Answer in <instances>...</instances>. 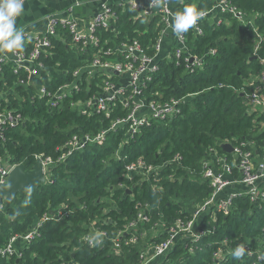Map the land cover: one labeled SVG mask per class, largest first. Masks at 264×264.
Listing matches in <instances>:
<instances>
[{
    "label": "trees",
    "instance_id": "trees-1",
    "mask_svg": "<svg viewBox=\"0 0 264 264\" xmlns=\"http://www.w3.org/2000/svg\"><path fill=\"white\" fill-rule=\"evenodd\" d=\"M220 1L180 0L177 7L181 11L194 5L204 13L210 12L198 23L200 34L193 29L183 33L189 52L202 59L201 68L187 72L174 59L172 44L167 50L170 59L161 53L158 71L146 83L143 95L147 101L178 100L179 114L145 125L135 134H130L126 126L119 127L107 132L104 142L88 143L69 155L65 144L71 137H94L108 131L112 121L125 118L128 112L117 102L109 118L101 114L84 116L71 106V102L87 99L83 90L50 107L47 99L36 97L37 89L44 86L52 92L70 82L72 73L92 59L97 47L115 48L136 41L147 54H153L151 47L163 27L157 10L143 14L142 9L127 4H112L114 16L108 28L94 33L96 46L89 44L81 51L67 30L58 29L36 60L42 67L35 77L30 78L23 68L14 73L11 62L2 67L3 106L21 120L15 128L2 130L0 158L26 170L32 169L37 157L49 158L51 165L46 182L37 190L18 195L13 203L0 208V249L12 237L31 230L43 215L50 217L41 224L38 237L29 244H16L19 259L0 255V264H138L140 253L164 238L152 237L154 226L170 228L210 195V183L201 177L209 148L221 154L223 142H246L255 157L264 156V114H249L246 107L256 83L248 81L260 74L264 60V0H225L244 15L246 24L228 12L212 10ZM217 19L222 20L219 25ZM31 49L32 41L25 39L23 52ZM176 155L181 159L173 162ZM138 159L153 167L170 163L161 169L157 190H151L146 182L127 194L119 185L132 186L125 167ZM137 205L150 210L146 212L148 222L137 226L135 244L121 243L116 253L110 240L97 249L78 241L93 223L113 238L136 218ZM59 214L64 217L57 222ZM103 220L109 224H102ZM204 221H210L215 231L197 243L203 250L190 256L177 245L168 256L173 264H215L211 261L213 247L207 246L214 240L227 239L231 248L242 244L257 247L264 228V202L254 204L246 196L235 198L227 216L218 213L213 222L206 214ZM250 262L231 254L222 264Z\"/></svg>",
    "mask_w": 264,
    "mask_h": 264
},
{
    "label": "built area",
    "instance_id": "built-area-1",
    "mask_svg": "<svg viewBox=\"0 0 264 264\" xmlns=\"http://www.w3.org/2000/svg\"><path fill=\"white\" fill-rule=\"evenodd\" d=\"M77 4L68 7L65 17H59L56 14L47 16L46 30L42 35L31 38L24 34L27 41H32V49L29 52L18 51L11 54L3 50L0 55V73L2 67L11 62L14 73L23 68L30 78L35 77L38 68L42 67L36 60L40 53L49 46V39L57 36V31L60 28L69 32L71 41L80 45L81 51H84L85 46L89 44L96 46L98 39L94 33L99 28H108L114 16L111 8L104 2L99 11L89 19L86 25H83L76 19L75 15L74 17L72 15ZM127 5L135 10L142 9L143 14L157 10L161 16L163 27L157 41L151 47L153 54H147L146 50L136 41L122 43L115 48L97 47L92 59L72 73L70 82L52 92L44 86L37 89L36 97L47 99V104L50 107L59 106L65 98L72 97L83 90L88 95L87 99L71 102V106H75L84 116L90 117L94 114H101L109 118L117 102H120L128 112L125 118L112 121L108 131H101L94 137H71L65 144L66 155L83 150L88 143L100 144L104 142L106 133L119 127L126 126L130 134H135L145 125L152 122H164V120L172 119L179 114L177 105L180 101L173 100L166 103L147 101L143 95L146 83L158 71V58L163 51V43L167 36L170 35L173 38L171 53L174 59L177 63L181 62L187 72H194L202 66V59L189 52L185 34L177 35L173 32L171 23L175 12L169 8L167 0H149L145 7H141L136 2H130ZM212 10L228 12L243 24L247 22L244 15L237 9L230 7L225 0L215 4ZM209 13L205 12L202 19ZM202 19L192 28L197 34L201 33L198 23ZM221 22V19H217L216 25ZM210 53L213 54L214 51L211 50ZM261 64L262 70L255 79L256 83L251 94L246 99L249 114L254 112L264 114V60L261 61ZM3 100L4 95L0 88V139H2L3 129L7 126L15 128L21 120L19 115L3 106ZM224 143L232 146L231 153L220 154L216 148H209L207 150L209 158L202 162L201 177L208 180L211 187L208 198L189 215L176 219L170 228L154 226L152 237L164 238L147 248L145 252H141L139 255L141 261L138 264H173L174 261L168 256L177 245L182 246L184 251L193 256L203 250L197 243L204 236L212 235L215 231V226L210 221H204L206 214L210 220L215 222L218 213L227 216L230 213L232 200L242 196L248 197L249 201L254 204L264 202V156L256 161L253 152L247 149L246 142L235 145L228 141L222 144ZM37 159H40L47 180L51 161L49 158L37 157ZM180 159V156L176 155L173 162ZM169 163L165 162L163 166L153 167L146 164L142 159H138L125 167V176L128 181L132 182V186L119 185V187L130 194L129 192L134 186L149 182L151 190H157L161 169ZM15 166L17 165L11 164L7 158H0V189L6 187L8 176ZM133 178L136 182H133ZM3 204V201L0 200V208ZM135 208L138 211L136 218L128 223L124 229L119 230L113 238L109 237L106 229L96 227L93 223L87 226L86 232L78 241L90 249H97L102 248L106 240H110L116 253L121 243L124 245L135 244L138 240L135 235L137 226L148 222L146 212L150 210L146 205H137ZM63 217V214H59L55 221L59 222ZM48 220L50 217L45 214L31 230L21 236L12 237L6 246L0 249V255L6 258L15 256L19 259L21 253L16 244L18 242L29 244L31 240L39 236L41 224ZM101 223L107 225L109 221L103 220ZM96 232L102 233L103 243L100 245H94L88 239ZM123 238L126 239L123 241ZM257 242L255 248L247 244L231 248L227 239L214 240L207 246L213 247L211 261L215 264L227 261V258L241 246L245 249L243 256L251 260L250 264H264V228Z\"/></svg>",
    "mask_w": 264,
    "mask_h": 264
},
{
    "label": "crops",
    "instance_id": "crops-1",
    "mask_svg": "<svg viewBox=\"0 0 264 264\" xmlns=\"http://www.w3.org/2000/svg\"><path fill=\"white\" fill-rule=\"evenodd\" d=\"M179 1L180 0H167L172 12H177ZM104 2L109 6L112 4L121 5L136 2L141 7H145L149 0H26L24 3V11L22 15L17 18L16 25L18 28H22L24 34L28 37L33 38L42 35L46 30L47 16L56 14L59 17H65L67 15L68 7L75 5L76 3L78 4L75 6L72 15L73 17L75 15L80 23L86 25L89 19L99 11L101 4ZM172 40L173 38L169 35L163 43L164 48L162 55L167 59H170L168 47L173 44ZM2 53L3 50H0V55ZM255 79L249 80L248 83H255ZM255 160H259V158L256 157Z\"/></svg>",
    "mask_w": 264,
    "mask_h": 264
},
{
    "label": "clouds",
    "instance_id": "clouds-1",
    "mask_svg": "<svg viewBox=\"0 0 264 264\" xmlns=\"http://www.w3.org/2000/svg\"><path fill=\"white\" fill-rule=\"evenodd\" d=\"M24 11V0H0V50L15 54L23 51L25 35L22 28L16 25L17 18ZM204 12L194 5L185 6L172 16L171 27L177 35L187 33L194 28L197 22L202 19ZM94 245L103 243L102 233L96 232L88 238ZM245 249L238 247L233 255L242 257Z\"/></svg>",
    "mask_w": 264,
    "mask_h": 264
},
{
    "label": "water",
    "instance_id": "water-1",
    "mask_svg": "<svg viewBox=\"0 0 264 264\" xmlns=\"http://www.w3.org/2000/svg\"><path fill=\"white\" fill-rule=\"evenodd\" d=\"M223 152L231 153L232 146L224 143L220 145ZM46 182L40 159H36L31 170H26L23 165L15 166L8 176L6 187L0 189V200L4 205L13 203L19 195L27 194L31 190H37L39 185ZM130 193V192H129Z\"/></svg>",
    "mask_w": 264,
    "mask_h": 264
},
{
    "label": "rangeland",
    "instance_id": "rangeland-1",
    "mask_svg": "<svg viewBox=\"0 0 264 264\" xmlns=\"http://www.w3.org/2000/svg\"><path fill=\"white\" fill-rule=\"evenodd\" d=\"M257 161V160H256Z\"/></svg>",
    "mask_w": 264,
    "mask_h": 264
}]
</instances>
